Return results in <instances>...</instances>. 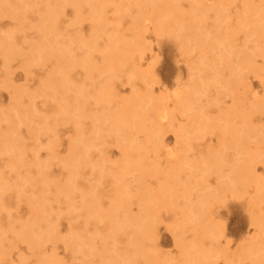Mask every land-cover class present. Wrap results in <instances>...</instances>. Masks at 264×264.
<instances>
[{
  "label": "rangeland",
  "instance_id": "374dc122",
  "mask_svg": "<svg viewBox=\"0 0 264 264\" xmlns=\"http://www.w3.org/2000/svg\"><path fill=\"white\" fill-rule=\"evenodd\" d=\"M0 264H264V0H0Z\"/></svg>",
  "mask_w": 264,
  "mask_h": 264
},
{
  "label": "bare ground",
  "instance_id": "6f19581e",
  "mask_svg": "<svg viewBox=\"0 0 264 264\" xmlns=\"http://www.w3.org/2000/svg\"><path fill=\"white\" fill-rule=\"evenodd\" d=\"M163 117V116H162Z\"/></svg>",
  "mask_w": 264,
  "mask_h": 264
}]
</instances>
